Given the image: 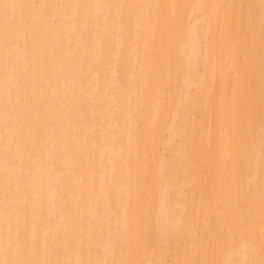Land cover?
Returning <instances> with one entry per match:
<instances>
[{"label": "bare ground", "instance_id": "bare-ground-1", "mask_svg": "<svg viewBox=\"0 0 264 264\" xmlns=\"http://www.w3.org/2000/svg\"><path fill=\"white\" fill-rule=\"evenodd\" d=\"M21 3L37 0H18ZM41 3L106 4L133 2L169 5L145 10L149 22L144 26L141 52L147 48L156 62L148 67L137 65L134 55L119 56L118 48L89 57L82 62L84 48L69 55L65 38L70 24L53 25L38 30L29 38L21 61L27 58L37 79L51 81L53 87L45 97L48 111L39 110L40 96L33 97L31 119L39 122L40 140L34 147V174L45 186L46 199H57L56 211L74 225L78 232L91 234L90 250L81 253L73 243H62L53 250V258L93 260H166L174 264L185 259L183 248L165 243L162 234L170 231L173 220L182 221L186 239L203 238L207 222L223 227L224 213L231 216L234 226L222 234V242L206 250L199 258L211 261H248L264 264V236L259 219L258 181L254 191L246 185L233 183L223 168L229 152L233 160L241 150L226 135L222 123L231 104L232 93L239 86L246 89L249 56H254L255 120L251 127L254 141V166L259 160L260 142V72L259 39L254 52L246 50L237 65L241 79L231 86L222 69L199 55V27L192 8L176 9L173 4L195 5L204 0H39ZM229 5L238 2L258 3L259 0H211ZM97 13L96 9L92 10ZM179 17V19H178ZM107 55V59L105 56ZM95 66V68L93 67ZM143 68V71L141 69ZM97 73L99 79H96ZM206 76L213 101V113L207 117L212 151L204 135L200 116L185 100L195 91L198 77ZM73 81L77 84L69 88ZM99 83L107 94L94 97ZM83 86L84 92L80 90ZM3 87V54L0 52V93ZM126 89L122 92L121 89ZM143 90L139 97L135 94ZM131 98V99H130ZM146 101V103H145ZM104 112V119L98 118ZM186 122L183 141L177 140L174 124L177 113ZM200 144L199 154L192 158L190 146ZM3 144H0V152ZM43 166V170H41ZM0 161V173H2ZM164 178H160L161 168ZM94 173V175H93ZM255 174V167L253 168ZM180 177L177 182V177ZM51 178L60 188V197L46 190ZM250 179V177H249ZM94 192L89 197L88 186ZM255 199V219L251 230L245 207ZM3 204V183L0 174V205ZM83 213V222H81ZM129 224L131 227H129ZM137 234L140 240H137ZM119 235V243L113 240Z\"/></svg>", "mask_w": 264, "mask_h": 264}, {"label": "snow or ice", "instance_id": "snow-or-ice-1", "mask_svg": "<svg viewBox=\"0 0 264 264\" xmlns=\"http://www.w3.org/2000/svg\"><path fill=\"white\" fill-rule=\"evenodd\" d=\"M169 5L143 4L133 2H116L106 4L81 3H21L18 0H0V52L3 54V87L0 93V152L2 161L3 204L0 205V264H169L166 260H93L86 258L61 259L53 258L52 252L62 243H73L78 251L84 253L90 250L91 234L78 232L74 225L66 221L56 211L60 207L57 199L48 200L41 193L45 186L34 174L36 161L33 160L34 147L40 144L43 150L46 145L40 140L39 122H33V97L39 95L40 111H48L45 98L53 85L51 81H42L35 76L32 65L27 58L21 61L19 53L25 50L29 38H36L38 30L49 26L70 24L65 43L69 55L84 48L82 62L89 57L99 58L101 53H110L118 48L119 56L134 55L137 65L148 67L149 60L156 62V54L151 56L147 50H140L144 39V26L149 22L145 10L160 9ZM172 8H192L196 11L193 19L199 27L197 50L200 56L214 63L223 70L229 87L233 79L239 81L240 73L236 70L243 53L259 39V72H260V142L259 160L254 166V141L251 127L255 120L254 99V56H249L246 72V89L241 91L238 86L232 93L231 104L225 110L222 123L226 127L229 140L241 150V157L233 160L231 152L226 156L224 174L233 183L246 185L254 191L258 181L259 187V219L261 235L264 236V0L258 3L238 2L222 5L204 0L195 5L173 4ZM97 13L93 14L92 10ZM179 19V17H178ZM107 55L105 59H107ZM95 68V66H93ZM143 71V68L141 69ZM96 79H99L97 73ZM73 81L72 85L76 86ZM195 91H189L185 103L200 116L204 113L202 127L208 139V149L211 153V134L207 129V117L213 113V101L208 91L207 77H198ZM83 93L85 90L80 86ZM122 92L126 89L122 88ZM140 92L135 95L139 97ZM107 94L99 83L94 89V97ZM131 99V98H130ZM146 103V101H145ZM101 122L104 112L98 117ZM186 122L177 113L174 133L177 140L183 141ZM200 144L190 146L192 158L199 154ZM255 167V174L253 168ZM43 170V166H41ZM94 175V173H93ZM250 177V179H249ZM160 178H164L161 168ZM180 177H177L179 182ZM46 190L60 197V188L54 187L51 178ZM94 192L88 186L89 197ZM248 215L247 224L241 227L251 230L255 219V199H250L245 207ZM223 227L213 222H207L203 238L193 236L186 239L185 227L182 221L173 220L170 231L162 234L165 243H174L183 248L185 259L174 264H225L223 261H211L199 258L206 250L215 248L222 242V234L234 226L231 216L224 213ZM83 222V213H81ZM129 227L131 225L129 224ZM137 240H140L137 234ZM120 237L113 240L115 247ZM226 264H250L248 261L231 260Z\"/></svg>", "mask_w": 264, "mask_h": 264}]
</instances>
